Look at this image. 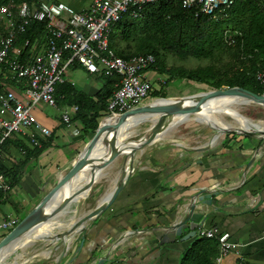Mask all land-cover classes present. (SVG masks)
Listing matches in <instances>:
<instances>
[{"label": "crops", "instance_id": "crops-1", "mask_svg": "<svg viewBox=\"0 0 264 264\" xmlns=\"http://www.w3.org/2000/svg\"><path fill=\"white\" fill-rule=\"evenodd\" d=\"M34 50H42L40 43ZM68 68L70 73L81 69L88 77L73 79L66 74L57 91L59 99L65 98L61 89L71 94L69 85L93 94L103 83L101 76L88 72L77 61ZM9 87L16 93L22 88ZM64 104L69 103L57 102L58 109ZM58 109L42 102L32 107L34 118L48 127L50 134L40 137L36 133L46 144L21 167L18 182L0 203V220L9 214L21 218L66 171L92 135L82 131L77 118L61 122ZM249 131L211 130L193 123L169 125L160 137L129 156L114 157L90 189L58 213L48 232L30 238L9 264H178L193 236L180 238L184 232H179L170 242L160 238L189 195L201 189L209 193L218 189L211 199H221L202 222L216 230L215 236L207 238L237 244V249H229L217 264H264V134ZM143 132L126 138L135 139ZM17 135L24 134L14 133L11 138ZM23 155L19 148L10 147L0 160L11 166ZM116 184L120 189L113 201L85 217ZM195 236H202L197 228Z\"/></svg>", "mask_w": 264, "mask_h": 264}, {"label": "trees", "instance_id": "trees-1", "mask_svg": "<svg viewBox=\"0 0 264 264\" xmlns=\"http://www.w3.org/2000/svg\"><path fill=\"white\" fill-rule=\"evenodd\" d=\"M26 1L37 4L40 0ZM261 4L262 0H233L231 5L213 15L199 13L195 16L193 8L182 7L177 0H156L145 4L135 17L123 13L108 33V46L123 57L151 53L154 60L147 68L164 75V83L180 78L205 83L211 88L239 85L261 93L262 86L254 78L257 70L264 69V11ZM45 23V20H31L22 32L15 35L13 45L21 48L22 58L29 56L36 44L43 41ZM225 30L232 38L231 43L224 39ZM118 38L125 42L124 46L112 48ZM24 39H28L25 45ZM166 53L180 59L192 57L198 63L189 67L167 64ZM219 61L220 64H217ZM100 76L103 83L93 94L67 85L71 94L61 89L60 94L65 98L59 99L57 91L64 81L55 85L56 102L64 101L77 106L71 118L80 121L84 133L92 134L99 118L108 114L107 100L118 80L115 73ZM25 82L26 79L12 75L5 64H0V87H23ZM163 85L159 84L158 89L152 88L150 93L148 90V94L158 96ZM13 138L4 137L0 141V155L8 152L10 147L19 148L24 155L11 166L3 165L0 160V203L5 200L8 189L18 182V174L26 160L36 156L46 144L40 140L39 145H32L26 135ZM9 229L1 231L0 237ZM217 244L214 238L193 237L182 251L178 264H214ZM235 264L245 263L238 261Z\"/></svg>", "mask_w": 264, "mask_h": 264}, {"label": "built area", "instance_id": "built-area-1", "mask_svg": "<svg viewBox=\"0 0 264 264\" xmlns=\"http://www.w3.org/2000/svg\"><path fill=\"white\" fill-rule=\"evenodd\" d=\"M156 0H91L87 7L76 10L59 1L40 0L37 4L26 0H0V64L9 72L26 79L20 93L7 85L0 87V141L14 133L28 137L32 145H39L40 137L50 134V129L34 118L31 109L38 103L57 108L55 85L65 80L64 71L73 61L95 75L115 73L118 80L107 100L108 113H117L141 104L151 88L148 65L153 62L151 53H138L123 57L108 46V33L123 13L138 15L145 4ZM182 7L193 8V14L213 15L231 5L233 0H177ZM264 11V0L261 4ZM31 20H45L46 33L40 52L34 50L22 58V50L13 45L15 35L22 32ZM227 43L232 38L223 32ZM24 39L23 44H27ZM255 80L264 93V69L257 70ZM160 81H164L158 76ZM75 104H64L58 109L59 120L69 123ZM2 176L0 174V181ZM17 222L14 215L0 220V229L12 227ZM215 228L198 227L197 234L213 237ZM214 264L237 244L224 238L217 241Z\"/></svg>", "mask_w": 264, "mask_h": 264}, {"label": "water", "instance_id": "water-1", "mask_svg": "<svg viewBox=\"0 0 264 264\" xmlns=\"http://www.w3.org/2000/svg\"><path fill=\"white\" fill-rule=\"evenodd\" d=\"M217 95L237 96L242 98L241 102H252L256 105L264 106L263 92L258 93L239 85H232L180 95L170 98V100H165L167 97H157L163 99V101L141 103L121 112L108 113L101 116L92 135L66 171L0 237V255L8 246L16 243L23 236L33 231V229L56 216L70 201L87 192L103 167L114 157L119 154L129 156L133 150L154 141L160 137L166 127L172 124V120L175 117H178V122L183 121L190 113L196 112L205 100ZM190 98L192 102L188 101ZM135 114H155L156 116L154 120L150 121V124L140 136L135 139H127L123 124L129 117ZM106 119H111V121L105 122ZM142 119L144 120V118ZM136 121H141V119ZM234 130L222 129V131L230 132ZM253 130L264 134V130ZM236 131L250 133L248 129H236ZM79 174H81V177H78ZM119 189L120 184H116L107 195L102 197L101 201L88 211L85 217H90L107 206L113 201ZM217 194L218 189L212 193L201 189L197 193L193 192L190 194L187 203L181 205L170 223L166 226L167 229L162 233L160 241L170 242L179 232H184L180 238L194 237L196 228L202 226V222L209 217L211 210L218 208L221 199L219 197H215V201L211 199L212 195L216 196ZM202 227L208 228L209 226L204 225ZM3 257L0 259H3Z\"/></svg>", "mask_w": 264, "mask_h": 264}, {"label": "rangeland", "instance_id": "rangeland-1", "mask_svg": "<svg viewBox=\"0 0 264 264\" xmlns=\"http://www.w3.org/2000/svg\"><path fill=\"white\" fill-rule=\"evenodd\" d=\"M59 1H64L68 4L70 3L73 6V8L87 7L88 6L87 4L89 3V0H59ZM111 31H112V33H114L113 29ZM117 43H118V45H117ZM124 44H125V42L118 38V39H116V46H114L112 48L116 49L118 46H120V47L124 46ZM165 62L167 64H182L183 66H187V67L194 66L198 63V61L195 58L188 57L185 59H180L171 53L165 54ZM217 64H220V61L217 62ZM70 71H71V69H69L67 67L66 70L64 71L65 77H66V74H69L73 79H77L79 77H84V78L88 77V75L85 72H83L81 69H79V71L75 70L73 73H70ZM158 76L161 77V79L165 78L164 75L157 74L154 71H153V73H151V77L149 79L151 80L152 83H151V88L149 89V93L151 92L152 88L158 89L159 84H165V85H163L162 90H160L159 93H157L158 96L152 95V94H147L146 98L143 100L142 103L152 102L156 99L161 101L160 98H157V97H167L168 99H170V98L178 97L180 95L200 92V91L207 90V89L211 88L205 83H193L192 81H187L185 79L181 80L179 78H174V79L166 81L164 83V81L162 82L157 78ZM160 94H164V96H160ZM49 107H52V106H49ZM235 107L237 109L236 112L239 113L240 115H243V116L249 118L251 121H253V123L258 122V123H261L262 125H264V106L256 105L252 102H244V103H236ZM52 108H54V107H52ZM212 114H213L214 119L218 122V124L220 126L212 125V124L206 123L205 121H202V120H195V119H193V117H192L193 114H191V113L187 116L186 119H184L183 121H181L179 123L180 124L193 123V124L198 125V127H202V126L203 127H209L211 130H215V128H217V127L235 128V129L240 130V127H236V122L233 120V118L231 116L225 114L223 111H215ZM229 123H231L232 125H235V126H228ZM149 124H150L149 119H144V120L139 121L137 124L128 128L129 132L126 133V136H129V135L133 136V135L139 134L140 132L144 131V129ZM254 132H256L257 134H262V133H259V131L258 132L254 131ZM226 133H229V132H226ZM127 138L130 139V137H127ZM134 138H136V137H134ZM1 231H5V229L4 230L1 229ZM26 245H28V241L24 245L16 246L14 249L10 250L6 254V256L0 261V263L1 264H9V262L11 261V259L13 258L14 255H18L19 253L23 252V247ZM18 247H21V248H18Z\"/></svg>", "mask_w": 264, "mask_h": 264}, {"label": "bare ground", "instance_id": "bare-ground-1", "mask_svg": "<svg viewBox=\"0 0 264 264\" xmlns=\"http://www.w3.org/2000/svg\"><path fill=\"white\" fill-rule=\"evenodd\" d=\"M161 101H163V99H160ZM165 100H170L168 98H166ZM242 98L237 97V96H228V95H217L214 97H210L207 100L204 101V103L200 106V108L193 113V119L195 120H202L205 121L206 123L212 124V125H218V122L214 119L213 114L215 111H223L225 114L231 116L233 118V120L236 122V127H240L241 129H261L264 130V125H262L261 123L258 122H254L251 121L249 118L240 115L239 113H237V109L235 107L236 103H244L241 102ZM159 100L156 99L153 102H158ZM188 101L192 102V99H188ZM156 115L154 114H135L131 117H129L127 119V121L123 124V129L124 132H129L130 127H132L133 125L137 124L139 121L136 120H143L142 118H146L149 119L150 121L154 120V117ZM178 117H175L172 121V124L175 123H179L178 121ZM111 121V119H106L105 122H109ZM254 124V125H253ZM228 126H235L232 125L231 123L228 124ZM219 130L223 129L222 127H217ZM225 129H235V128H225ZM133 133V132H132ZM78 177H81V174L78 175ZM85 194V193H83ZM81 196V195H80ZM76 199V198H75ZM58 215V214H57ZM56 215V216H57ZM56 216H54L53 218H51L48 222H44L43 224H41L40 226L36 227L35 229H33V231H31L28 235L23 236L19 241H17L14 244H11L10 246H8L5 250H3L0 255V258L2 256H6V254L14 249L16 246H21L24 245L30 238L39 236L41 234L47 233L48 230L52 227V225L54 223L57 222L56 220ZM52 219H54L52 221ZM3 257V258H4ZM2 259H0L1 261ZM1 264V263H0Z\"/></svg>", "mask_w": 264, "mask_h": 264}]
</instances>
